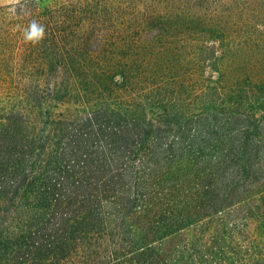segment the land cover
Returning a JSON list of instances; mask_svg holds the SVG:
<instances>
[{"label":"trees","instance_id":"trees-1","mask_svg":"<svg viewBox=\"0 0 264 264\" xmlns=\"http://www.w3.org/2000/svg\"><path fill=\"white\" fill-rule=\"evenodd\" d=\"M0 264H264V0L0 5Z\"/></svg>","mask_w":264,"mask_h":264},{"label":"clouds","instance_id":"clouds-1","mask_svg":"<svg viewBox=\"0 0 264 264\" xmlns=\"http://www.w3.org/2000/svg\"><path fill=\"white\" fill-rule=\"evenodd\" d=\"M23 35L26 41L39 40L44 36V29L42 26L33 21L29 24Z\"/></svg>","mask_w":264,"mask_h":264},{"label":"rangeland","instance_id":"rangeland-1","mask_svg":"<svg viewBox=\"0 0 264 264\" xmlns=\"http://www.w3.org/2000/svg\"><path fill=\"white\" fill-rule=\"evenodd\" d=\"M20 0H0V5H7V4H12V3H16V2H19ZM38 1H41V2H44L45 0H38ZM243 66L241 68L237 67L235 69H231V68H228V78L227 80L228 81H231V80H234L236 79L237 77H239L241 75V73H243L242 71H244V63H242Z\"/></svg>","mask_w":264,"mask_h":264}]
</instances>
